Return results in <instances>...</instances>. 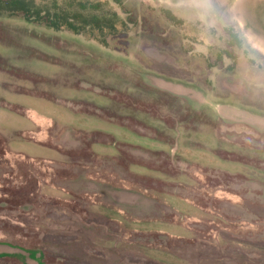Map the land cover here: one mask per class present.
<instances>
[{"label":"rangeland","instance_id":"1","mask_svg":"<svg viewBox=\"0 0 264 264\" xmlns=\"http://www.w3.org/2000/svg\"><path fill=\"white\" fill-rule=\"evenodd\" d=\"M123 4L136 22L104 44L0 18V264H264V0ZM163 10L188 55L231 29L256 65L185 67L143 31L153 13L170 37ZM13 101L56 119L54 151L23 142Z\"/></svg>","mask_w":264,"mask_h":264},{"label":"trees","instance_id":"2","mask_svg":"<svg viewBox=\"0 0 264 264\" xmlns=\"http://www.w3.org/2000/svg\"><path fill=\"white\" fill-rule=\"evenodd\" d=\"M111 1L128 13L126 21L119 18L114 12H104L103 6L107 3L98 0H65L63 6L57 4L56 0H53V10L47 8L41 9L35 4L34 0H0V18L20 19L47 30L83 35L99 40L104 44L107 37L124 34L128 29V25L136 22L134 18L135 10L126 9L123 0ZM143 7L144 5H141L140 9ZM162 14L166 25L170 27L169 38L165 39L162 36L168 27L163 26L164 28L161 29L162 23H157L158 17L153 13L148 15L143 14V18H141L144 23L143 28L147 26V29H143V31L145 30V33L152 35L153 41L158 45L168 50H178L177 54L185 67L189 68L197 64L200 69L207 73L209 68L216 66L220 71L224 55L231 61L229 65L231 77L236 78L235 75L237 74L238 64L241 60L239 57L241 55H243L242 58L245 59L249 69H251V65H256L255 60L246 58L247 55L242 48L240 38L231 29L226 31L222 29L223 31L221 30V32L211 31L209 33L212 39L203 43L208 49L207 56H201V54L196 53L188 55V46L182 42L184 37L180 35L181 26L184 25L183 22L176 18L169 10H163ZM192 39L193 42L197 40L196 37H192ZM203 40L205 41V39ZM185 45L187 50L185 53H182ZM163 70L168 74H171L172 71L169 67H164ZM203 83L207 84V79H203ZM18 94L26 95L23 92H18ZM27 95L31 96L29 93ZM11 112L22 115L37 125L38 129L31 133L28 132V137H31L30 139L37 143L46 145V130L51 127L52 122L42 119L34 112L22 109L21 107L11 110Z\"/></svg>","mask_w":264,"mask_h":264},{"label":"crops","instance_id":"3","mask_svg":"<svg viewBox=\"0 0 264 264\" xmlns=\"http://www.w3.org/2000/svg\"><path fill=\"white\" fill-rule=\"evenodd\" d=\"M21 96H25L26 98H27V100H32V101H41V102H44V103H46V104H49V105H52V106H55V107H57V105L56 104H53V103H51V102H48V101H46L45 99H43V98H39V97H32V96H26V95H21V94H15V95H13V98L14 97H20L21 98ZM14 103H17L18 104V106L19 107H21V108H23V109H27L28 111H31V112H34L38 117H40V118H42V119H47L49 122H52L53 123V121H56V119L53 117V116H51L50 114H44L43 112H40V111H38L37 109H35V108H33L32 106H29V105H27V104H25V103H21V102H19V101H13ZM13 113V115H18V114H16V113H14V112H12ZM20 117H22V119L21 120H26L27 122H28V124H26L27 125V127H24V128H22V129H20V130H18L20 133H23V134H25L26 132L28 133V132H32V131H34V130H36V129H38V128H36L37 127V125H35L31 120H29L28 118H26V117H23L22 115H20ZM111 126H114V125H111ZM110 126V127H111ZM116 128V127H115ZM108 134H111L112 136H116L114 133H108ZM32 142H30V141H26V140H24L23 142H25V143H29V144H33V145H36V146H39L40 148H42V149H44V150H48V151H54V149H52V148H48L45 144H40V143H37V142H35V141H33V140H31ZM98 147L100 146V145H98V144H96ZM95 150V148L93 149V151ZM56 151V150H55ZM13 153V152H12ZM48 152L46 151L45 152V154H47ZM13 157L15 158H18V159H20V161H22V159L24 160V158L26 159L27 157L29 158V159H27V160H34V161H37L38 162V164H36V166H35V168H37V169H41V167L42 166H44V161H39V159H46L45 157H35V156H33V157H30V156H27L26 154H24L23 152H16V151H14V153H13ZM30 161H28V162H30ZM43 163V164H42ZM42 170V169H41Z\"/></svg>","mask_w":264,"mask_h":264}]
</instances>
